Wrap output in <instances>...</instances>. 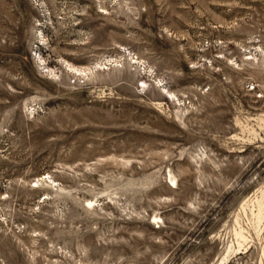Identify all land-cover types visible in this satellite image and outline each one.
Returning <instances> with one entry per match:
<instances>
[{"label": "rangeland", "instance_id": "1", "mask_svg": "<svg viewBox=\"0 0 264 264\" xmlns=\"http://www.w3.org/2000/svg\"><path fill=\"white\" fill-rule=\"evenodd\" d=\"M0 264H264V0H0Z\"/></svg>", "mask_w": 264, "mask_h": 264}]
</instances>
